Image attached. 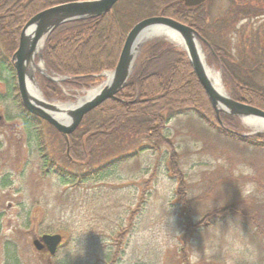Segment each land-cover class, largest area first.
Here are the masks:
<instances>
[{
	"label": "trees",
	"instance_id": "obj_1",
	"mask_svg": "<svg viewBox=\"0 0 264 264\" xmlns=\"http://www.w3.org/2000/svg\"><path fill=\"white\" fill-rule=\"evenodd\" d=\"M69 1L81 0H0V76L8 90L6 96L0 94V102L11 99L17 106L16 114L8 112L7 121L20 122V129L26 136L27 147L33 163L39 167L40 175L44 178H56L68 188L66 192L70 196L88 185L100 184L112 177L119 179L121 171L128 164L146 163L142 161L146 154L161 159L155 169V183L159 181L162 171L177 181L174 192L172 188L173 198L166 199L164 206H169L170 201L178 198V202L172 203V207L176 208L177 213L180 212L182 224L180 241L183 247L179 254L176 253L181 264H190V256L186 250L189 238L201 233V228L204 231L211 227L213 218L226 217L232 213L243 216L259 229L258 214H249L233 207L209 212L197 223L192 219V205L199 202L189 200V186L181 171L179 155L173 142L164 134L169 121L184 113L196 115L221 140L230 144L231 148L237 149L239 153L248 151L255 154L253 164L250 161L255 166H264V133L245 135L239 118L216 113L186 53L181 49L164 42L147 44L139 56V66L125 88L116 97L106 100L88 113L71 135L61 134L50 124L25 110L16 87L15 70L11 61L18 48L21 32L39 12ZM228 1L238 7L242 19L251 20L252 16L264 15V0ZM153 16L169 17L199 31L208 43L204 45L208 62L218 68L221 66L224 82L230 89L232 98L264 110V53L262 59L255 57L253 62L244 60L233 64L228 59L226 45L220 44L216 35L211 33V24L217 22L211 10L206 4L187 7L183 0H120L110 12L98 18L77 20L58 27L45 43L44 60L50 71L73 77L74 80L59 85L39 75L38 82L45 97L48 100H66L64 89L79 92L101 82L103 78L95 76L116 67L129 30L137 22ZM258 43L260 45L261 41ZM253 76H258L260 82L251 78ZM74 99L71 96V100ZM49 131L60 137L62 163L50 151L47 141ZM139 141L144 144L133 147ZM9 154L10 149L0 140L1 190L14 186L15 156L10 159ZM260 159L263 162H259ZM7 167L11 168L7 170ZM149 187L146 182L140 195L141 203L135 209L117 207L126 212V226L119 224L115 227L117 229L112 232H119L115 233V238L111 236L112 241L101 252L99 260L83 256L82 250L77 249L78 260L75 264H121L120 248L122 243L127 242L129 245V234L136 231L133 223L135 217H140L137 229L143 230L147 223L156 224L149 216V200L144 198L145 188ZM72 201H64L66 204L60 208L65 215L74 204ZM55 207L48 209L47 214L53 215ZM162 212H165L164 207ZM70 229L72 234L77 231L76 226ZM59 230L63 229L60 227L49 231ZM261 237L264 238V234ZM74 240L77 239L73 238ZM5 247L8 254L6 258L10 257L12 260L6 264H21L18 245L8 241ZM150 250L151 244L148 243L145 252ZM62 252L65 255L68 253L65 244L52 257L54 262L74 264L66 256L64 260L57 261ZM153 253L150 252L148 260L161 258V261H167L164 252ZM177 257L174 256L175 264H180Z\"/></svg>",
	"mask_w": 264,
	"mask_h": 264
},
{
	"label": "rangeland",
	"instance_id": "obj_2",
	"mask_svg": "<svg viewBox=\"0 0 264 264\" xmlns=\"http://www.w3.org/2000/svg\"><path fill=\"white\" fill-rule=\"evenodd\" d=\"M206 7L217 20L211 24V33L216 35L220 44L226 45L230 62L238 64L244 60L253 62L255 57L262 59L263 14L252 16L251 20L242 19L238 7L231 5L228 0H209ZM212 65L218 71V67ZM1 77L0 94L6 96L8 90ZM251 78L260 82L258 76ZM225 88L231 94L226 84ZM65 91L67 102L71 100V96L78 98L80 95V92L70 89ZM7 100L0 102V140L10 149L9 158L13 159L15 156V175L14 186L0 189V264L12 261L10 257L6 258L8 254L5 245L8 241L18 245L21 264H56L49 254L38 252L34 248L33 240L42 231L53 232L49 230L60 227L63 230L55 233L63 234V244L68 247V253L65 255L62 252L57 261L66 256L68 261L75 264L78 260L77 249L82 250L83 256L99 260L101 252L112 241L111 236L115 238V233L119 232H112L117 229L115 227L119 224L126 226V212L117 207L135 209L141 203L140 195L146 182L150 187L145 188L144 198L149 200V216L156 224L147 223L143 230L137 229L140 224V217L137 215L133 221L136 231L129 234V245L127 242L122 243L119 260L121 264L176 263L174 256L176 258V253L179 254L183 247L180 241V212L177 213L176 208L172 207V203L178 202V198L170 201L169 206H164V201L173 198L172 188L174 192L177 181L162 171L159 181L155 183V169L161 159L146 154L142 158L146 163L128 164L121 171L119 179L112 177L68 196V188L56 178H44L40 175L39 167L33 163L27 147L26 136L20 129V122L7 121L8 112L16 114L17 110L14 101ZM242 126L244 134H249V129L243 124ZM164 134L173 142L179 155L181 171L189 186V200L199 202L192 205V219L195 223L200 222L207 213L224 207L258 214L260 220L259 230L240 215L231 213L226 217L213 218L211 227L204 231L201 228V233L189 238L186 250L190 256V264H264V238L261 237L264 234V166L252 165L256 159L255 154L248 151L239 153L237 149L231 148L230 144L221 140L215 131L210 130L192 113L174 116L167 124ZM47 141L50 151L62 163L60 137L49 131ZM140 144L144 142L139 141L133 147ZM259 162L263 160L260 159ZM10 168L7 167V170ZM66 200H73L74 204L65 215L60 208H63ZM53 207L56 208L55 213L47 214V210ZM73 226L77 227V231L72 234L70 228ZM148 243L151 244V250L147 251L149 253L145 252ZM153 251L164 252L167 261H161V258L148 260V255Z\"/></svg>",
	"mask_w": 264,
	"mask_h": 264
},
{
	"label": "water",
	"instance_id": "obj_3",
	"mask_svg": "<svg viewBox=\"0 0 264 264\" xmlns=\"http://www.w3.org/2000/svg\"><path fill=\"white\" fill-rule=\"evenodd\" d=\"M120 0H81L59 4L46 9L34 17L23 28L17 51L12 57L16 73L17 89L24 108L31 114L45 120L61 134L74 133L84 117L98 108L106 100L114 98L125 88L138 66V58L143 48L150 42H168L180 47L194 69L206 91L216 113L239 118L249 129L250 134L264 133V110L236 101L226 91L222 71L211 68L201 34L191 26L164 16L141 20L130 30L125 38L116 67L97 77L104 81L85 91L77 101H49L37 81L39 73L47 79L60 83L72 80L68 76H57L45 66L43 50L48 37L61 25L98 18L110 12ZM207 0H184L186 6L195 7ZM43 64L45 70L38 66ZM36 67V71L31 70ZM63 241L60 234H44L33 241L37 251H46L51 256L57 253Z\"/></svg>",
	"mask_w": 264,
	"mask_h": 264
},
{
	"label": "bare ground",
	"instance_id": "obj_4",
	"mask_svg": "<svg viewBox=\"0 0 264 264\" xmlns=\"http://www.w3.org/2000/svg\"><path fill=\"white\" fill-rule=\"evenodd\" d=\"M38 67L45 70V66L43 64H40ZM31 70H33L35 72L36 71V67L35 66H31Z\"/></svg>",
	"mask_w": 264,
	"mask_h": 264
}]
</instances>
